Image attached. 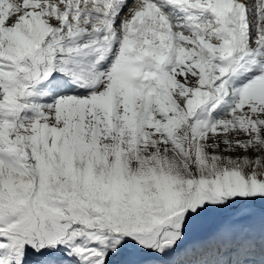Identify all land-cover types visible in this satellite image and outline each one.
Here are the masks:
<instances>
[{
  "label": "snow or ice",
  "instance_id": "obj_1",
  "mask_svg": "<svg viewBox=\"0 0 264 264\" xmlns=\"http://www.w3.org/2000/svg\"><path fill=\"white\" fill-rule=\"evenodd\" d=\"M0 264H264V0H0Z\"/></svg>",
  "mask_w": 264,
  "mask_h": 264
}]
</instances>
